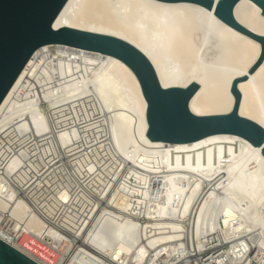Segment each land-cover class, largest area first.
I'll return each instance as SVG.
<instances>
[{"label":"bare ground","instance_id":"1","mask_svg":"<svg viewBox=\"0 0 264 264\" xmlns=\"http://www.w3.org/2000/svg\"><path fill=\"white\" fill-rule=\"evenodd\" d=\"M234 16L264 36L253 0H240ZM53 26L132 44L164 87L198 82L194 114L230 112L232 83L247 75L238 81L239 113L264 127V60L249 72L261 42L214 8L68 0ZM146 108L120 58L63 43L39 47L0 105V237L17 246L15 235L47 234L65 241L64 252L81 239L87 264H188L187 254L196 264L206 256L207 264H264L262 148L232 133L153 141ZM79 253L64 263L78 264Z\"/></svg>","mask_w":264,"mask_h":264},{"label":"water","instance_id":"2","mask_svg":"<svg viewBox=\"0 0 264 264\" xmlns=\"http://www.w3.org/2000/svg\"><path fill=\"white\" fill-rule=\"evenodd\" d=\"M68 0H0V105L18 79L35 51L47 43H63L78 48L111 54L123 60L136 74L147 101L146 135L153 141L190 142L214 133H232L246 138L262 148L264 127L240 115L241 92L235 78L231 91L235 95L228 113L198 115L189 108L191 97L199 88L198 82L187 87H164L149 57L132 44L115 36L80 30L68 26L55 29L53 22ZM189 1L203 5L225 23L261 42L262 50L251 66L252 73L264 60V36L252 33L234 16L240 0H163ZM262 8L264 0H253ZM0 264H41L0 237Z\"/></svg>","mask_w":264,"mask_h":264},{"label":"built area","instance_id":"3","mask_svg":"<svg viewBox=\"0 0 264 264\" xmlns=\"http://www.w3.org/2000/svg\"><path fill=\"white\" fill-rule=\"evenodd\" d=\"M60 228L62 232H65V229L62 227ZM9 241H12L18 247L24 248L33 257H35V260L41 264H65L64 262L68 260L73 253H79V244L81 239L74 240L69 249L65 252L63 248L65 241L60 238H54L47 234L37 235L33 232H24L20 235H15L13 238H10ZM17 246L15 247L18 248ZM228 247L229 245L226 243L223 245L224 250L228 249ZM79 256L78 264H87V262L91 263L88 261V259H85V257L82 256L81 252L79 253ZM193 256L194 255L189 254L185 256L186 262L188 264H196ZM60 259H63V261L59 262ZM206 260H208L207 256L204 257L203 260H199V262L200 264H207L204 263ZM92 264L107 263L94 262ZM213 264L216 263L213 262Z\"/></svg>","mask_w":264,"mask_h":264}]
</instances>
